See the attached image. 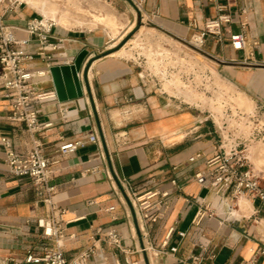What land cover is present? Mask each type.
Here are the masks:
<instances>
[{"label":"crops","instance_id":"1","mask_svg":"<svg viewBox=\"0 0 264 264\" xmlns=\"http://www.w3.org/2000/svg\"><path fill=\"white\" fill-rule=\"evenodd\" d=\"M113 1L131 3L111 5L118 12L124 10L132 28L143 15V21L161 38L175 44L189 39L204 28L207 20L218 16L216 4L208 0H144L142 15L134 4L141 0ZM218 3L228 6L232 23L225 26L222 41L208 38L205 52L198 53L196 60L254 105H264V0ZM4 13L6 24L16 28L17 39H29L23 29L38 12L21 5ZM59 24L53 42L60 50L54 54L52 67L73 64L83 50H88L81 74L84 96L65 103L58 98L39 103L41 125L51 122L53 127L33 138L25 126L10 121L11 102L0 89V259L23 260L30 250L41 254L45 246H56L41 240L36 219L47 212L38 202L32 182L8 171V149L2 143L8 139L17 151L32 149L34 140H39L46 155L59 161L52 182L58 186L55 201L64 210L62 251L68 260L94 248L89 264H118L126 259L139 264H178V259L193 255H201L202 264H212V254L217 256L215 264H252L255 253L264 245V206L260 202L247 198L240 201L241 209L235 212L245 218L240 223L226 221L218 208V217L194 226L199 212L196 199L203 192L195 176L216 153L219 140L214 124L197 110L162 94L141 66L114 51L117 44L110 46L114 39L105 31L67 30L63 22ZM241 32L246 35L247 46L238 52L232 48L230 37ZM45 67L41 61L35 64V68ZM42 88L56 92L51 80ZM64 109L68 110L66 115ZM95 133L102 146L87 143L73 154H57L64 142L88 141ZM120 133L126 134V144L116 141ZM197 153H202L203 159L189 163ZM252 156L255 169L264 179V168L255 163L254 152ZM153 179L155 185L141 193L159 188L173 195L170 210L157 223L136 218L119 186V180L141 185ZM173 179H177V187L172 186ZM207 202L218 207L214 196ZM172 227L176 233L164 249ZM141 228L147 235L148 252H142ZM110 230L120 234L121 249L109 244ZM200 239L208 253L195 247ZM173 248L176 253L171 252ZM256 264H264V257Z\"/></svg>","mask_w":264,"mask_h":264},{"label":"built area","instance_id":"2","mask_svg":"<svg viewBox=\"0 0 264 264\" xmlns=\"http://www.w3.org/2000/svg\"><path fill=\"white\" fill-rule=\"evenodd\" d=\"M134 3L138 12L142 15L141 3ZM211 4H216L218 16L205 22L203 29L194 33L189 39L181 40V43L189 44L195 52L204 53L208 38L222 41L224 28L232 23V17L228 13V6L218 3V0H208ZM23 5L20 0H0V89L6 92V97L10 100L12 112L10 121L26 127L27 132L34 138L42 131L53 127L49 122L41 125L38 104L50 99H56V92L43 91V85L52 81L50 69L54 54L60 50L58 44L54 43L55 31L59 28L55 18H46L39 15L29 21L23 29L30 38L19 40L15 35L14 27L7 25L4 20V11H12L15 7ZM7 6V7H5ZM244 13V11H243ZM142 20L144 17L142 15ZM192 27L197 28L196 25ZM180 43V44H181ZM230 43L235 51H245L247 38L245 33L232 34ZM38 61L46 64L45 68H35ZM145 70L150 82L155 84L167 97L181 102L186 107L193 108L192 105L182 101L180 98L169 95L162 84L158 82L157 76L146 66L148 60L144 58L136 62ZM206 73V89L217 90L211 96V100L219 101L221 114H210L207 121H211L218 136V146L216 153L206 161L203 171L196 174V181L201 186L202 191L207 190L206 198L198 197L196 203L199 212L195 218L194 226L200 227L205 219L218 217V208L223 210L226 221L240 223L244 217H238L235 212L240 210V201L244 198L258 201L264 206L263 177L255 169L253 163V148L255 144L264 142V129L257 120L258 114L264 111V105H255V110L251 114L243 113L239 120L232 121L227 114L231 99V89L222 86L214 80V75L207 67L204 70L198 67L196 74ZM157 80V81H156ZM203 86V85H202ZM217 95V97L215 96ZM216 111V110H215ZM63 115L68 113L63 110ZM220 115H222L220 117ZM254 125V126H252ZM118 144H126L127 136L120 133L116 136ZM2 143L8 149L6 165L10 174L26 178L32 182L36 191L38 202L46 209V215L36 219V225L41 231V240L54 242L55 247L45 246L43 252L36 253L33 250L27 252L23 260L13 257L0 259V264H89L90 258L95 254L94 248L80 253L73 260H68L62 251V240L64 239V210L58 207L55 197L58 193V186L52 182L54 166L59 161L49 158L44 150L43 144L39 140H34V146L30 150L17 151L13 148L8 139H3ZM87 143L102 146L99 136L95 133L88 141H68L60 145L57 154L66 156L73 154ZM202 153H197L189 158V163L194 164L203 159ZM154 179L141 185L133 184L128 180H119L121 194L127 204L133 210L136 218L144 222L157 223L162 220L172 205L173 195L169 190L153 188L141 193L148 186L155 185ZM174 187L178 186L177 179L171 180ZM209 196H214L218 200V207H213L207 202ZM111 208L110 211H113ZM143 249L148 252L145 246L147 235L141 228ZM176 233V228L172 227L163 243V248H168ZM109 244L121 249L122 238L116 230L108 232ZM195 247L204 253L209 249L200 239L195 243ZM172 253H176L175 248ZM264 257V245L252 258V264H256L260 258ZM201 255H193L187 259H178V264H202ZM209 261L215 264L217 256L212 254ZM118 264H139L126 259L124 263Z\"/></svg>","mask_w":264,"mask_h":264},{"label":"rangeland","instance_id":"3","mask_svg":"<svg viewBox=\"0 0 264 264\" xmlns=\"http://www.w3.org/2000/svg\"><path fill=\"white\" fill-rule=\"evenodd\" d=\"M20 1L24 3V6L34 8L39 15L45 16L42 12L45 10L48 17H54L60 23L63 22L67 30L97 29L105 31L114 39L110 46L116 43L114 51H118V55L121 57L133 62L146 58L148 60L146 66L157 76L158 82L164 86L169 95L192 105L193 109L197 110L202 117L221 114L222 110L218 105L220 102L211 100L213 98L211 94L217 90L206 89V73H195L198 67L204 71L207 68V65L196 60L198 53L189 44H175L164 40L157 31L153 30L152 26L146 24L141 18L132 28L130 19L124 10L118 12L111 5L131 3H116L113 0ZM113 19L115 22L112 24L111 20ZM212 81H216L222 86H228L223 84L216 75ZM215 96L217 97V95ZM229 96L231 103L225 114L229 115L232 121L239 120L243 113L254 112L255 105L238 94L236 89H231ZM257 120L259 123L256 124L263 126L264 129V111L258 114ZM253 152L256 154L255 163L257 166L264 168V142L255 144ZM242 208H244L243 203Z\"/></svg>","mask_w":264,"mask_h":264},{"label":"water","instance_id":"4","mask_svg":"<svg viewBox=\"0 0 264 264\" xmlns=\"http://www.w3.org/2000/svg\"><path fill=\"white\" fill-rule=\"evenodd\" d=\"M89 54V51L85 49L73 64L53 66L50 69L57 98L61 103L77 100L84 96L81 74L86 67ZM207 194L208 191L204 190L201 197L206 198ZM221 259L218 258V261Z\"/></svg>","mask_w":264,"mask_h":264},{"label":"bare ground","instance_id":"5","mask_svg":"<svg viewBox=\"0 0 264 264\" xmlns=\"http://www.w3.org/2000/svg\"><path fill=\"white\" fill-rule=\"evenodd\" d=\"M44 12H46V11L44 10ZM46 18H49V17H46ZM112 18H113V17H112ZM115 19H117V18H115ZM115 19L111 20V23H112V24L115 22ZM56 21L58 22L57 19H56ZM115 24H116V23H115ZM58 26H60L59 22H58Z\"/></svg>","mask_w":264,"mask_h":264}]
</instances>
